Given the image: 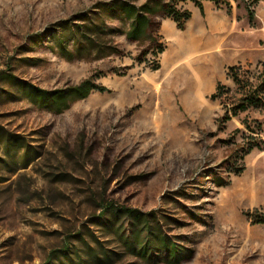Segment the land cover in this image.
Listing matches in <instances>:
<instances>
[{"label":"rangeland","instance_id":"rangeland-1","mask_svg":"<svg viewBox=\"0 0 264 264\" xmlns=\"http://www.w3.org/2000/svg\"><path fill=\"white\" fill-rule=\"evenodd\" d=\"M119 1L0 0V71L26 82H0V125L20 137L9 149L0 139V264H43L67 243L54 264H168L123 251L99 222L111 203L175 216L167 229L187 251L179 264H264V223L247 214L264 213V149L242 157L249 137L264 139V108L219 126L238 96L229 66L218 82L231 91L204 95L185 68L161 66L163 8L152 16L150 37L137 40ZM230 3L248 15V0ZM251 6L252 26L264 31V0ZM262 61L243 63V75L254 78ZM85 79L107 90L63 113L35 102L31 87ZM22 143L31 145L29 157Z\"/></svg>","mask_w":264,"mask_h":264},{"label":"trees","instance_id":"trees-1","mask_svg":"<svg viewBox=\"0 0 264 264\" xmlns=\"http://www.w3.org/2000/svg\"><path fill=\"white\" fill-rule=\"evenodd\" d=\"M180 1H192L202 10L204 9L205 0H168L163 6L157 5L155 0H147L142 5H137L135 0H121L119 1L120 8L124 11L125 16L131 20V28L128 31V36L141 40L150 37V29L152 27V16L163 8L167 17L175 20L180 28H184L186 22L190 19L192 12L187 8L178 6ZM215 3H225L230 8V0H212ZM249 4L247 11L252 25H255L256 11L251 6V3H257L260 0H248ZM159 6V7H158ZM86 30H92L91 27L85 25ZM61 49L65 50L63 54L68 56V51L64 44H61ZM162 45L154 51L158 55L163 52ZM261 68L258 74L253 78L248 75H243L246 71L243 64H234L228 67V77L232 78L237 84V97L230 103V107H226V111L219 126L224 125L233 116L239 115L241 112L247 111L251 108H264V60L260 62ZM159 65L156 64L155 68ZM8 81L13 84H23L26 82L18 80L17 76L8 71H0V82ZM35 96V102L41 107L55 113H63L69 109L71 105L79 100L88 97L92 91L100 90L106 91L105 85L99 84L92 79H85L77 85H72L62 89L47 90L40 87H31ZM231 91L224 83H219L216 91L212 94L213 98L224 97ZM3 92V87L0 85V95ZM246 127L252 131L255 129L250 125L247 119L243 120ZM260 133V132H259ZM20 138L12 131L0 125V139L4 140L7 148L11 147L14 139ZM249 137L246 145L243 146L242 157L258 148L264 149V139L261 141ZM25 148L23 156L29 157L32 153L31 145L29 143L21 144ZM242 168L238 170V173ZM105 212L100 215L101 225L110 230L117 236L118 241L123 251L134 254L146 260H160L168 264H179L182 262L184 256L187 254L185 246L175 239L174 235L170 234L168 227L178 219L175 216L160 213L158 210L143 211L138 208L114 206L112 203L105 207ZM253 222L264 223V213L248 212L247 213ZM129 220L127 225L123 220ZM73 237L84 240L81 233H76ZM71 242V241H70ZM70 244L67 243L63 248L52 250L47 260L43 264H54L55 260H60L62 255L69 250ZM104 258L110 259L108 250H104ZM104 259V261L106 260Z\"/></svg>","mask_w":264,"mask_h":264},{"label":"crops","instance_id":"crops-1","mask_svg":"<svg viewBox=\"0 0 264 264\" xmlns=\"http://www.w3.org/2000/svg\"><path fill=\"white\" fill-rule=\"evenodd\" d=\"M188 9L192 15L184 28L170 17L160 24L167 44L161 55L165 70L185 68L196 89L207 95L216 90L226 67L264 60V31L252 26L249 14L241 16L211 0L204 1L203 10L194 2Z\"/></svg>","mask_w":264,"mask_h":264}]
</instances>
